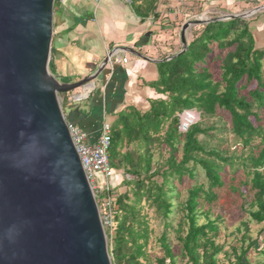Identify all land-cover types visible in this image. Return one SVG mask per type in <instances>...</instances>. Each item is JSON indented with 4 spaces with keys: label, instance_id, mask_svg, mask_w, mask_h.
<instances>
[{
    "label": "trees",
    "instance_id": "1",
    "mask_svg": "<svg viewBox=\"0 0 264 264\" xmlns=\"http://www.w3.org/2000/svg\"><path fill=\"white\" fill-rule=\"evenodd\" d=\"M143 1L137 10L147 9L149 16L154 0ZM199 26L202 29L193 31L186 51L158 63V79L151 86L164 97L148 99L147 108L128 106L111 123V166L116 174L122 171L131 176L120 181L127 191L117 194L121 183L111 191L117 207L114 235L107 231L113 264H153L147 250L148 207L164 229L159 238L164 255L156 257V264L220 263L221 215L211 213L220 192L227 188L244 199L249 220L264 225V48L256 47L247 19ZM217 61L219 79L211 69ZM184 110L197 111L199 120L181 132L178 114ZM220 112L229 114L230 126L208 127L205 121ZM215 129L229 131L240 147L221 149L200 138H213ZM164 145L167 157L162 154ZM198 167L204 171V182L198 181ZM240 170L246 178L235 186L234 176L231 180L227 176ZM188 179L193 183L181 200L179 186ZM170 228L180 244L178 251L169 242ZM242 230L240 247H232L236 261L229 264H264V260L251 263L248 258L252 249H259L258 240L249 234V221L237 227L238 232ZM259 252L264 255V247Z\"/></svg>",
    "mask_w": 264,
    "mask_h": 264
},
{
    "label": "water",
    "instance_id": "2",
    "mask_svg": "<svg viewBox=\"0 0 264 264\" xmlns=\"http://www.w3.org/2000/svg\"><path fill=\"white\" fill-rule=\"evenodd\" d=\"M55 1L0 0V264H113L96 194L69 130L80 123V107L66 111L63 101L94 87L116 50L93 74L61 81L49 67ZM262 9L186 21L183 49L172 57L187 50L191 27L247 19Z\"/></svg>",
    "mask_w": 264,
    "mask_h": 264
},
{
    "label": "crops",
    "instance_id": "3",
    "mask_svg": "<svg viewBox=\"0 0 264 264\" xmlns=\"http://www.w3.org/2000/svg\"><path fill=\"white\" fill-rule=\"evenodd\" d=\"M178 1L175 5L167 0H154L149 16L147 9L137 10L143 0H134L132 4L122 0L55 1L49 67L61 81L73 83L93 74L107 55L116 50L113 67L108 66L96 80L91 95L80 101L82 104L69 101L81 90L66 97L68 109L80 107L78 126L87 133L89 143L96 142L103 123H112L122 109L132 105L147 108L148 99L164 97L151 83L158 79V63L183 49L182 26L190 16L188 8L178 6L186 2ZM177 29H180L178 38L174 35ZM187 39L191 40L188 36ZM120 47L138 51L147 58ZM112 184H120L118 174Z\"/></svg>",
    "mask_w": 264,
    "mask_h": 264
},
{
    "label": "rangeland",
    "instance_id": "4",
    "mask_svg": "<svg viewBox=\"0 0 264 264\" xmlns=\"http://www.w3.org/2000/svg\"><path fill=\"white\" fill-rule=\"evenodd\" d=\"M184 1L186 2L185 5L179 4L178 6L181 8L182 7L188 8V14L190 16L188 20H192L197 17H200L204 13H206V16L209 18L229 15V14L244 13L246 11H250L259 6L264 5V0H184ZM167 3L168 4L174 3L175 5H177L179 1L167 0ZM247 20H249V24L256 38V47L264 48V9L253 14L252 16H249ZM181 21L182 20H180L179 23ZM179 26L180 24H177V28ZM201 29L202 27L199 25L193 26L189 29L187 36L190 37V39H192L193 31L200 32ZM179 34H180V29H177V32H175L174 35L176 38H178ZM214 52L215 54H217L219 53V50L215 49ZM211 69L215 73V78L219 79L220 78L219 61L213 62L211 64ZM78 104H82V102H78ZM63 106L66 108V111L70 110V108L68 109L64 103ZM262 120L264 124V111L262 113ZM205 122L208 127H211L212 125H216L217 127H223L224 125H226L227 127H229L230 116L226 112H220L219 116L212 117L211 119H207ZM211 133L214 135L213 138H209L208 136H204V135H202L200 138L208 139L209 143L212 146H217L221 149H230L231 151H233L236 147H240L238 146V144H236L234 136H232V134L229 131L222 132L219 129H215L212 130ZM162 154L165 157H167L169 154L168 149H166V145L163 146ZM197 173H198V181L204 182L205 181L204 171L200 167H198ZM233 176H234L233 184L235 186H241L240 180H244L246 178L243 170H240L235 174L230 172L229 175L227 176V180H231ZM125 178H131V176L129 175L126 176L122 171L118 172L119 182ZM192 183L193 181L188 179L186 180L184 186H179V190H181L182 193L181 200H185L187 196V187L190 186V184ZM128 189H129L128 186L125 184V182H123L119 185L116 191L117 194H121L127 191ZM248 195L249 197L252 196L251 193H248ZM99 196L104 197L105 195L102 193ZM244 202H245L244 199L238 193H235L227 188L225 191L220 192L218 200L213 203L211 214L214 217L221 215V220L219 221V234L217 236V242L224 245L223 251L219 254L221 260L219 264H229L230 261L235 263L236 258L233 255L232 247L233 246L240 247L239 239L244 233V230H242V232H238L237 227L241 226V223L244 220L249 221V227H250L249 234L253 239L258 240V248H259L258 251L252 249L248 253V258L250 259L251 263L264 260V255L260 254L259 252L260 249L264 247L263 245L264 225L257 224L249 220V215L244 210L245 207ZM147 211H148V220H149L148 223H149V232H150L147 250L151 262L153 264H156V257L164 255V250L159 240L164 229L161 226L160 220L156 218L153 209L148 207ZM178 218L179 217L177 216L173 222L174 227H176L177 225ZM200 221L203 222L204 218L202 217ZM168 239L170 244L178 251L180 244L177 240L174 229L170 228L168 230ZM227 254L229 256H227ZM178 264H185V261L181 262V260H179Z\"/></svg>",
    "mask_w": 264,
    "mask_h": 264
},
{
    "label": "built area",
    "instance_id": "5",
    "mask_svg": "<svg viewBox=\"0 0 264 264\" xmlns=\"http://www.w3.org/2000/svg\"><path fill=\"white\" fill-rule=\"evenodd\" d=\"M96 1L99 3L102 0ZM122 1L126 4H132L134 0ZM127 61V57L123 58L124 63ZM113 64V60L110 58L109 66L113 67ZM93 88L94 87L91 88V86L86 87L84 91L71 96L69 101L72 102L74 99L79 101L87 99L91 95V90H93ZM178 116L180 118L179 130L181 132H186L199 120V113L195 110H184L182 113L178 114ZM69 130L87 178L96 194L104 229L106 233L109 231L112 237L116 228L115 215L117 207L115 202L116 199L111 195V191L115 187L114 184H112V180L116 175L110 163V147L112 143L111 123L107 121L103 123L101 134L94 143L88 142L87 133L78 125H69ZM102 193L105 195L104 197L99 196Z\"/></svg>",
    "mask_w": 264,
    "mask_h": 264
}]
</instances>
